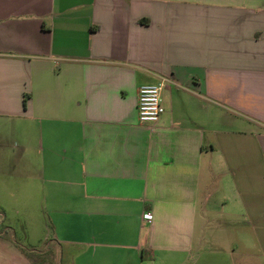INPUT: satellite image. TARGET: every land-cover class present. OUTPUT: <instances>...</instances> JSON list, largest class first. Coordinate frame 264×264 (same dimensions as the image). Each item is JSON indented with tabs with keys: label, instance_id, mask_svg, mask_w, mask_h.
<instances>
[{
	"label": "crops",
	"instance_id": "0c3cea01",
	"mask_svg": "<svg viewBox=\"0 0 264 264\" xmlns=\"http://www.w3.org/2000/svg\"><path fill=\"white\" fill-rule=\"evenodd\" d=\"M14 161L70 264H264V0H0Z\"/></svg>",
	"mask_w": 264,
	"mask_h": 264
},
{
	"label": "rangeland",
	"instance_id": "374dc122",
	"mask_svg": "<svg viewBox=\"0 0 264 264\" xmlns=\"http://www.w3.org/2000/svg\"><path fill=\"white\" fill-rule=\"evenodd\" d=\"M11 148L16 147L12 144ZM14 166L19 173H14ZM24 166L15 161L11 167L0 164V233L18 243L35 264H70L51 243L48 218L42 210L37 188L17 176L22 174Z\"/></svg>",
	"mask_w": 264,
	"mask_h": 264
},
{
	"label": "built area",
	"instance_id": "2783aa9c",
	"mask_svg": "<svg viewBox=\"0 0 264 264\" xmlns=\"http://www.w3.org/2000/svg\"><path fill=\"white\" fill-rule=\"evenodd\" d=\"M161 86H143L138 93V120L142 124H156L165 113L162 104ZM144 219L150 221V214L144 215Z\"/></svg>",
	"mask_w": 264,
	"mask_h": 264
},
{
	"label": "trees",
	"instance_id": "16d2710c",
	"mask_svg": "<svg viewBox=\"0 0 264 264\" xmlns=\"http://www.w3.org/2000/svg\"><path fill=\"white\" fill-rule=\"evenodd\" d=\"M21 250L23 251V253H24L27 257L31 258V257L28 255V253H27L24 249H21Z\"/></svg>",
	"mask_w": 264,
	"mask_h": 264
}]
</instances>
